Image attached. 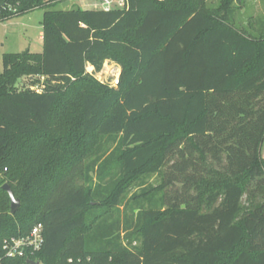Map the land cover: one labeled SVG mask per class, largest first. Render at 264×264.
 <instances>
[{
  "label": "trees",
  "instance_id": "trees-1",
  "mask_svg": "<svg viewBox=\"0 0 264 264\" xmlns=\"http://www.w3.org/2000/svg\"><path fill=\"white\" fill-rule=\"evenodd\" d=\"M64 1L0 18L44 9L42 51L1 56V264H264V33L228 2ZM105 62L113 86L92 76ZM37 224L40 250L5 258Z\"/></svg>",
  "mask_w": 264,
  "mask_h": 264
},
{
  "label": "rangeland",
  "instance_id": "rangeland-1",
  "mask_svg": "<svg viewBox=\"0 0 264 264\" xmlns=\"http://www.w3.org/2000/svg\"><path fill=\"white\" fill-rule=\"evenodd\" d=\"M226 2L231 8L235 9V21L239 27L257 35L264 33L262 31L264 28H260L258 23V21L264 23V0H206L205 5L215 8ZM62 3L55 8L62 9ZM96 3L97 0H71L68 8L92 10ZM43 12L44 9H35L20 17L0 23V72L2 71V54L22 51L40 53L42 51V41L39 39V35L42 31ZM86 70L92 73L90 67H87ZM119 74L120 68L117 65L105 62L101 69L93 73L92 76L98 82L113 86L118 80ZM17 85L18 88L30 87L33 90H40L39 84L33 85L26 78L20 79ZM261 157L264 160V142L261 148ZM147 180L153 186L158 185L160 182L159 176L156 175L149 177Z\"/></svg>",
  "mask_w": 264,
  "mask_h": 264
},
{
  "label": "built area",
  "instance_id": "built-area-1",
  "mask_svg": "<svg viewBox=\"0 0 264 264\" xmlns=\"http://www.w3.org/2000/svg\"><path fill=\"white\" fill-rule=\"evenodd\" d=\"M11 1L18 0H0V18L5 14H15L18 2H15V4H11ZM127 8V0H97V3L94 5V10H101L104 12H108L114 9L125 10ZM116 83L117 81L115 82V84ZM42 243V225L37 224L33 226L29 233L25 236L12 237L10 239L4 240L2 250L5 258H21L26 255H34L40 250ZM72 262L73 261L71 259L68 260V263L71 264Z\"/></svg>",
  "mask_w": 264,
  "mask_h": 264
},
{
  "label": "water",
  "instance_id": "water-1",
  "mask_svg": "<svg viewBox=\"0 0 264 264\" xmlns=\"http://www.w3.org/2000/svg\"><path fill=\"white\" fill-rule=\"evenodd\" d=\"M69 4H70V1L69 0L63 2L62 3V10L67 9L69 7ZM2 189L4 191H6L7 194H8V196H9V200H10V214H14L18 210V208L20 206V202H19L18 199L14 198V196L12 195V192H11V190L8 187L7 184H4L2 186ZM26 264H39V263L38 262H34V261L27 260L26 261Z\"/></svg>",
  "mask_w": 264,
  "mask_h": 264
},
{
  "label": "crops",
  "instance_id": "crops-1",
  "mask_svg": "<svg viewBox=\"0 0 264 264\" xmlns=\"http://www.w3.org/2000/svg\"><path fill=\"white\" fill-rule=\"evenodd\" d=\"M70 1V4H71V0H69ZM4 22H6V21H4ZM2 23V22H1ZM39 39L42 41V39H41V33H40V35H39Z\"/></svg>",
  "mask_w": 264,
  "mask_h": 264
}]
</instances>
